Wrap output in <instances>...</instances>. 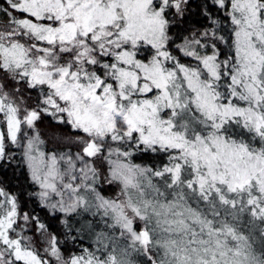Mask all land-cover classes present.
I'll return each instance as SVG.
<instances>
[{
	"label": "snow or ice",
	"instance_id": "obj_1",
	"mask_svg": "<svg viewBox=\"0 0 264 264\" xmlns=\"http://www.w3.org/2000/svg\"><path fill=\"white\" fill-rule=\"evenodd\" d=\"M0 264H264V0H0Z\"/></svg>",
	"mask_w": 264,
	"mask_h": 264
},
{
	"label": "trees",
	"instance_id": "obj_2",
	"mask_svg": "<svg viewBox=\"0 0 264 264\" xmlns=\"http://www.w3.org/2000/svg\"><path fill=\"white\" fill-rule=\"evenodd\" d=\"M198 17H192L193 22L198 21ZM40 132H41V138L45 141V144L43 145L45 151H51L54 147H51L49 144L48 135L49 134H61L65 135L66 132L63 128L60 126L55 125L54 123H50L49 121H45L44 123L40 124ZM65 151V149H63ZM139 162V161H137ZM22 170H18L15 174L13 175L12 171L10 170L8 173L5 174L7 182L12 186V189L14 191H18L20 189V186H23L25 189L29 188L30 185L26 183V173L21 174ZM107 187V186H105ZM118 191V190H117ZM108 196H115L116 192L113 191H108L105 193ZM25 210L29 212H35V214H38L41 217V220L46 223H50V221L47 220L45 213L42 209L38 207L36 204H27L25 206ZM88 219H92L91 217H88ZM53 228H55V225H52ZM117 237H119V232L117 231L116 233ZM89 241L85 240V244H88Z\"/></svg>",
	"mask_w": 264,
	"mask_h": 264
},
{
	"label": "rangeland",
	"instance_id": "obj_3",
	"mask_svg": "<svg viewBox=\"0 0 264 264\" xmlns=\"http://www.w3.org/2000/svg\"><path fill=\"white\" fill-rule=\"evenodd\" d=\"M58 135H61V134H49L48 135V139L47 140H49V145L51 146V147H55V144H54V138H55V136H58ZM65 149V151H68L69 149L68 148H64ZM49 151V150H48Z\"/></svg>",
	"mask_w": 264,
	"mask_h": 264
}]
</instances>
